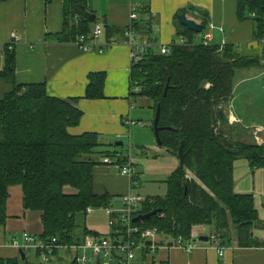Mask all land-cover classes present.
Listing matches in <instances>:
<instances>
[{
	"label": "trees",
	"instance_id": "trees-1",
	"mask_svg": "<svg viewBox=\"0 0 264 264\" xmlns=\"http://www.w3.org/2000/svg\"><path fill=\"white\" fill-rule=\"evenodd\" d=\"M60 1L64 20L63 32L57 38L73 43L77 36L91 32V13L84 0ZM139 1L140 14L146 8ZM263 6L264 0H238V17L243 19L245 7L261 16ZM183 12L175 16L176 34L165 54L151 37L148 19L142 28L138 21L134 26L138 36L144 35L147 42L156 45L147 47L141 59L131 63L130 95L149 99L154 114L159 105L158 147L178 158L183 140L185 154L183 168L178 166L165 179V195L146 198L137 215L159 208V213L141 223L156 228L163 238H191L195 226L206 225L221 244L264 246L252 232L260 224L253 196L236 193L233 178L238 158H245L252 169L264 167V144H256L246 128L231 126L226 109L236 70L259 67L261 58L241 56L232 44L204 45L198 33L179 23ZM194 17L207 25L206 13ZM254 23V38H264V18ZM115 31L106 28L108 36ZM196 36L198 42L194 41ZM14 72V50L6 45L0 79L11 81L12 87L0 97V227L6 220L8 188L19 185L24 209L41 213L39 240L50 243L55 238L57 245L74 244L76 214L111 206L108 193L94 191V168L104 164L102 158L112 152L98 150L101 144L96 132L74 135L68 131L82 117L76 106L78 97L51 96L44 83L16 84ZM104 79V72L89 73L83 97L103 98ZM244 135L251 141L243 142ZM57 251L46 250V254ZM0 264L21 263L0 259ZM71 264L76 263L72 260Z\"/></svg>",
	"mask_w": 264,
	"mask_h": 264
},
{
	"label": "crops",
	"instance_id": "crops-1",
	"mask_svg": "<svg viewBox=\"0 0 264 264\" xmlns=\"http://www.w3.org/2000/svg\"><path fill=\"white\" fill-rule=\"evenodd\" d=\"M141 2L145 5L146 13L139 14L138 25L142 28L149 20L151 37L156 40L157 45H168L174 40V19L176 14L183 10L187 17L197 21L199 19L195 18V15L207 14V27L209 24L214 26L211 30V44L220 47L232 44L241 56L261 58L259 67L248 68L251 72H244L233 81L232 97L226 109L231 126L238 124L246 128L254 141L264 143V42L254 38L253 20L238 17V0ZM84 5L87 11L96 15L95 22L103 26L99 39L101 51L93 49L82 52L73 43L62 42L57 38L63 32L64 20L63 4L60 0L50 3H45L44 0L0 1V71L4 66L6 45L13 40L11 33L15 32L19 38L13 47L16 84L44 83L46 92L51 96L61 99L78 97L76 106L82 111V117L78 125L69 127L68 131L74 135L84 132L98 133V141L101 144L98 150L103 154L110 151L114 140L115 146L122 145V140H125L127 135H131L130 140H142L136 132L145 127L146 130L142 131V134H148L146 140H150L148 147H151V150L145 149L148 147L140 143L136 145L138 153L145 155L143 157H162L160 159H163V162L151 164L150 172L168 176L176 167V163L178 164V158L158 147L153 129L149 132L146 126L135 124L137 121L142 122L141 115H145L142 110H137V103L141 102L142 108L149 109H152V104L151 101H145L146 98L130 95V46L124 35L129 23V0H84ZM77 19L75 18V22ZM106 26L116 29L117 32L108 36ZM92 27L93 24L91 29ZM136 39L138 43L147 42L144 35L137 34ZM243 70L246 69L241 71ZM92 72L105 73L104 97L101 99L83 97L88 74ZM7 83L12 85L11 81L0 79L2 94L7 91ZM128 119L132 120L133 124L126 123ZM132 125H136V128L131 129ZM122 154L128 156L133 164L130 153ZM141 156H137L135 152L133 160L138 161ZM233 178L236 193H251L253 196L260 224L254 227L252 232L254 237L264 241V167L252 169L245 158H238L234 161ZM132 186L129 178L121 175L114 165L100 164L94 168V191L98 194L108 193L114 208L120 207L121 196L131 193ZM22 200L21 186H10L6 200V220L0 227V259H16L23 264L47 262L49 259L45 261L44 256L47 257L48 254H42L39 249H20L11 243L14 237L21 241L20 236L23 234L39 238L42 233L41 213L24 209ZM92 210L94 211L91 212ZM92 210L89 213L96 214L95 217L89 214L86 219L87 212L83 213L80 223L76 221V224H82V229L74 231L75 242L85 237L108 235V212L103 208ZM101 213L106 215V220L98 218ZM209 232L213 231L206 225L193 228V233L198 236H205ZM223 245L225 250L221 256L210 241H199L198 247L190 253L168 245L160 246L153 255V261L155 264H264V246ZM57 259L61 260L59 257ZM151 260L142 261L139 257L134 264H150Z\"/></svg>",
	"mask_w": 264,
	"mask_h": 264
},
{
	"label": "built area",
	"instance_id": "built-area-1",
	"mask_svg": "<svg viewBox=\"0 0 264 264\" xmlns=\"http://www.w3.org/2000/svg\"><path fill=\"white\" fill-rule=\"evenodd\" d=\"M139 8V0H129V23L124 35L130 46V65L141 59V55L147 47L156 45L150 42L138 43L136 39L137 33L134 26L139 18ZM197 22L200 23L199 20ZM213 28L214 26L209 24L208 27L207 25L204 26L203 30L198 33L204 45H210L212 40L211 30ZM102 33L103 26L94 22L91 32L87 35L77 36L73 44L82 52H88L93 49L101 51L99 39ZM11 37L13 40L7 43V48L10 50L13 49L19 40L15 32L11 33ZM261 41L264 42V38ZM180 43H183V40H180ZM157 47L163 54L169 50L168 45H158ZM125 122L129 125L133 124L130 119ZM135 124L143 126V123L140 121L135 122ZM102 162L105 165L116 166L121 175L129 178L132 185L137 184L138 172L135 170L129 157L123 155L122 152L114 151L111 155L104 156ZM144 201L145 199L143 200L139 196L127 193L121 196L120 209H116L113 206L106 208L109 214L107 221L109 233L106 236L85 237L81 241L69 246H61L56 244L55 238L50 243H44L39 238L23 234L20 236L21 241L18 237H14L11 243L20 249L37 248L42 254H46V250L54 248H67L75 252L73 260L76 264H134L139 257L142 261H150L152 259L150 264H155L153 255L160 246H172L187 253L192 252L198 247V235L194 233H192L191 238L187 239L180 236L173 239L169 237L163 238L156 228L145 227L142 225V221L134 222L133 218L137 215ZM90 210L92 209H88L87 212ZM205 236L208 238L207 242L210 241L217 249L218 254L220 256L223 255L225 247L216 238V235L209 232ZM147 241H150L149 245L146 244ZM44 260L46 261L48 258L44 256Z\"/></svg>",
	"mask_w": 264,
	"mask_h": 264
},
{
	"label": "rangeland",
	"instance_id": "rangeland-1",
	"mask_svg": "<svg viewBox=\"0 0 264 264\" xmlns=\"http://www.w3.org/2000/svg\"><path fill=\"white\" fill-rule=\"evenodd\" d=\"M138 20H139V18H138ZM92 24H94V22ZM194 41L198 42L199 36L198 37L196 36L194 38ZM258 44H261V43L258 42ZM241 70L242 69L236 70L234 80H237L238 77L241 76V74L244 72H247V71L251 72V69H246L243 71H241ZM8 84L9 83H7V86L5 87V89H7V91H9L12 87V85H10V84L8 85ZM234 93H235V90H234ZM2 95L3 94L0 92V97ZM144 100L150 101L147 98ZM151 104H152V102H151ZM137 105H138L137 110H142L145 114V115H141V118H140L142 120L143 125L147 127L149 132H152V124H153V117H154L153 109L142 108L143 106H141V105H143V104L141 102H138ZM140 107H141V109H139ZM132 126L133 127L131 129L136 128L135 127L136 125H132ZM236 127H238V124L236 125ZM139 130L140 131L136 132V134L140 139L142 138V140H130L129 137H131V135H127L125 140H122L123 144L120 146H115L116 140H114L111 143L112 146L110 148V151L114 152L113 151L114 149H121L120 151H122L124 154L130 153V159L133 161V166H134L135 170L138 172V175H137L138 178L136 180L137 184L132 186V189H133L131 192L132 195L139 196L143 200L148 198L149 196H152V197L164 196L166 191H167V186H166V182H165L167 175H164L162 173L150 172L151 164L153 162H163V159H160L162 157H157V158H155V157H143L145 155L141 156L138 153V149H137L138 147L136 146L137 144L142 143L145 147H148V144L150 142V140H146L148 138V134L146 136H144L142 134V131L144 132L146 130V128L141 127V129H139ZM152 135H153V133H152ZM250 136L252 137V135H250ZM241 139L243 142H246V143L251 141V140H249V137H247L245 135L242 136ZM255 143L259 144V145L264 144L262 142L258 143V142H256V140H255ZM145 149L151 150V147L150 148L148 147ZM163 150L165 151V149H163ZM135 152H137V156L142 157L138 161L133 160L134 156H135ZM155 160H158V161H155ZM177 167H178V164L176 163V167L172 170V172L175 169H177ZM120 208H121V198H120V207H118L116 209H120ZM93 211L94 210H92L91 212H93ZM89 212L86 214V219L89 217V214H90V216H93V217L96 216V214H94V213L91 214ZM98 218L103 219V221H104V220H106V215L104 213H101ZM82 220H83V213L82 212L77 213L76 214V221H78L80 223ZM78 229H82V224H79V225L76 224L75 230H78ZM66 246H69V245H66ZM86 253L89 254L88 251H86ZM74 254H75V252L73 250H68L67 248H58L57 253H54V254L47 256L49 261L41 262V264H70L72 258L74 257ZM57 257L61 258V260H58Z\"/></svg>",
	"mask_w": 264,
	"mask_h": 264
},
{
	"label": "water",
	"instance_id": "water-1",
	"mask_svg": "<svg viewBox=\"0 0 264 264\" xmlns=\"http://www.w3.org/2000/svg\"><path fill=\"white\" fill-rule=\"evenodd\" d=\"M261 9H262V15L260 16V15L252 14L249 11V7H245L243 18L249 19V20H254V21L259 20L262 17L264 18V6L261 7ZM178 20H179V23L182 24L183 26H185L188 30L194 31L196 33H200L204 28V26L201 23L197 22L193 18L187 17L186 14H184V13H182L178 16ZM88 21L91 23L95 22L96 21V15L94 13H91L88 17ZM166 89H167V86L164 89V94L166 92ZM159 114H160V107H159V105H157L156 110H155V114H154V118H153V132H154V136H155V140H156L157 145L161 144L160 137H159V131L161 130V128L158 126ZM183 145H184V142H183V140H181L179 147H178V150H177L178 165L180 168H183V161H184V156H185V154L183 153ZM228 151L230 153H236L235 149H228ZM185 191H186V187H185ZM160 211L161 210L159 208H156V209H154L148 213L136 215L133 218V221L136 222V221L149 220L153 215H156ZM197 240L207 241L208 238H207V236L201 235V236H198ZM146 244L149 245L150 241H147Z\"/></svg>",
	"mask_w": 264,
	"mask_h": 264
}]
</instances>
